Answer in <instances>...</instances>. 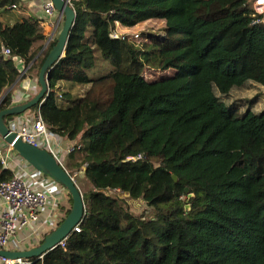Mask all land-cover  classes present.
Segmentation results:
<instances>
[{
    "label": "trees",
    "instance_id": "16d2710c",
    "mask_svg": "<svg viewBox=\"0 0 264 264\" xmlns=\"http://www.w3.org/2000/svg\"><path fill=\"white\" fill-rule=\"evenodd\" d=\"M254 1L74 3L49 98L30 111L80 147L65 169L87 214L64 245L32 264H264V110L227 102L249 84L264 87V15ZM18 3L0 0V111L14 106L6 91L21 77L18 62L38 77L57 43L38 57L44 29L34 17L11 25ZM150 21L164 22V38L112 37L117 23ZM148 69L173 73L148 81ZM105 84V100L89 98ZM63 86L90 91L71 97ZM13 176L0 163V182ZM115 193L143 200L146 210L135 214Z\"/></svg>",
    "mask_w": 264,
    "mask_h": 264
},
{
    "label": "built area",
    "instance_id": "2783aa9c",
    "mask_svg": "<svg viewBox=\"0 0 264 264\" xmlns=\"http://www.w3.org/2000/svg\"><path fill=\"white\" fill-rule=\"evenodd\" d=\"M63 1L74 7V3L78 0ZM12 8L15 9L16 7L13 6ZM40 8L43 12L41 22H45L44 19L55 17L63 19L51 0H43ZM253 8L257 14L264 15V0H255ZM119 25L117 23L116 27ZM112 37L118 39L126 36L119 34L115 28ZM139 37L136 35L133 40H137ZM3 55L9 57L11 53L8 49H4ZM14 60L18 61L17 58ZM18 65L23 66L24 74L29 70L22 62H18ZM8 126L23 142L48 151L60 162L56 147H59L62 138L48 130L40 115L30 121L15 122V124L12 122ZM78 149L80 147L71 146L67 149V154L70 155ZM23 161L11 146L5 143L4 146L0 147L1 165L14 173L13 178L9 181L0 182V250L4 251H13L12 244L21 245L20 234L27 233V237L31 239L30 242H35L40 234V212L47 205L50 196V190L45 185L34 188L23 178L21 172L17 171L18 166H21ZM56 225L58 226L59 223ZM76 231H79V227ZM0 264H32V262L10 261L0 258Z\"/></svg>",
    "mask_w": 264,
    "mask_h": 264
},
{
    "label": "water",
    "instance_id": "95a60500",
    "mask_svg": "<svg viewBox=\"0 0 264 264\" xmlns=\"http://www.w3.org/2000/svg\"><path fill=\"white\" fill-rule=\"evenodd\" d=\"M57 12L64 17L62 30L57 38V43L50 50L38 76L40 85L39 93L28 102L13 106L9 109L0 111V137L1 139L19 155L25 162L39 172H43L56 183L62 185L69 193L72 199V207L69 214L64 218L60 225L48 234L41 245L27 251H4L0 250V258L16 261H41L57 247L61 246L76 231L84 221L87 208L83 193L65 167L48 151L35 148L23 142L16 133H14L6 123L5 119L22 114L38 107L40 110L50 95V74L58 63L65 57L66 48L69 43L72 30L76 22V12L63 0H51ZM18 70L24 74L22 65H18ZM177 181L175 175L172 176ZM189 190L186 189V192ZM193 195L190 194L189 198ZM188 210L189 206L186 207Z\"/></svg>",
    "mask_w": 264,
    "mask_h": 264
},
{
    "label": "crops",
    "instance_id": "0c3cea01",
    "mask_svg": "<svg viewBox=\"0 0 264 264\" xmlns=\"http://www.w3.org/2000/svg\"><path fill=\"white\" fill-rule=\"evenodd\" d=\"M42 1L43 0H19V3L14 5L16 8L11 12L12 19L10 24L13 25L16 20L30 17H34L42 21L43 12L40 8ZM62 20L63 19H58V17H55L47 20L44 19L45 22H41L46 40L43 44L42 50L38 54V57L47 51L51 43L58 38L64 24ZM125 29L126 28L122 27L121 25L116 27L117 32H123L125 35H127L125 33ZM26 73L24 75L21 74L19 80L6 91V94H12L14 106L28 102L29 100L33 99L40 91V88L37 86L38 84L34 82L36 77L31 75H28L27 77ZM38 115L39 112L27 111L21 116L10 120L7 124H11L12 122L15 124V122L30 121ZM4 145L5 143L0 137V147ZM71 146L75 145L67 143V141L62 138L61 144L59 147H56L59 160L64 167L67 166L69 161L67 149ZM21 164L23 166H18L17 171L21 172L23 178L27 180L28 183L34 188L45 185L46 188L50 190V196L47 205L40 212L39 237L35 240V242H30L31 239L27 237V233L20 234L21 245L16 243L12 244L13 251H27L39 246L40 242L58 227L56 224L62 222L67 216L65 214L66 211H70L69 193L66 189L61 187L58 183L52 181L49 176L43 172H39L28 163H25V161L21 162Z\"/></svg>",
    "mask_w": 264,
    "mask_h": 264
},
{
    "label": "rangeland",
    "instance_id": "374dc122",
    "mask_svg": "<svg viewBox=\"0 0 264 264\" xmlns=\"http://www.w3.org/2000/svg\"><path fill=\"white\" fill-rule=\"evenodd\" d=\"M62 21L64 22V17H63ZM164 27H165V24L163 21H150L147 23L140 24V25H138L134 28H131V29H125V33L127 35H125L123 32H119V31L118 32H119V34H123L125 36L130 35L129 37H131L132 39L136 35H139L140 36L139 39H137L135 41H137L138 43H140V42L145 43V42H147V37H149L151 35H155V36L164 38L166 35L164 32ZM171 73H173L172 70L167 72V73H161V72H156L154 70L148 69L145 71L144 77L148 81H155L159 77L164 76L165 74L169 75ZM34 82L36 84H38V77L37 76L34 79ZM37 86L39 87V85H37ZM107 87H108V84H105L104 87L97 88L95 90L94 95H93V90H92L91 95L88 94L90 91V89L88 87L87 88L76 87L74 90L72 89V91L70 93H68L69 87L63 86L62 88H63V92H65V93L67 92L68 95L71 97L74 95H77V96H80L81 98H85L86 95L88 94L89 98H91V99H93V97H94L98 100H101V99L103 100L105 94L107 93ZM227 100H228L227 102L229 104L238 105L241 108V111H246L247 109L251 108L253 112L260 113L261 111L264 110V87H261V86L256 85V84H249L244 89L233 91ZM63 105H66V104H63ZM79 176L82 177V173H80ZM74 179L77 180V177L75 176ZM52 181H54V180H52ZM60 186L63 187L62 185H60ZM114 195L119 197L120 199L128 200L130 203V207L135 214L143 213V211L146 210V203L143 200H129L128 195L123 194V193H115ZM69 205H70V209H71L72 204L70 202V199H69Z\"/></svg>",
    "mask_w": 264,
    "mask_h": 264
}]
</instances>
